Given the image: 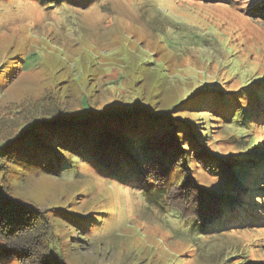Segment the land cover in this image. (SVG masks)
<instances>
[{"label": "rangeland", "instance_id": "1", "mask_svg": "<svg viewBox=\"0 0 264 264\" xmlns=\"http://www.w3.org/2000/svg\"><path fill=\"white\" fill-rule=\"evenodd\" d=\"M234 1L235 7L200 0H95L87 6L0 0V75L8 83L0 92V141L55 105L109 112L138 104L161 113L203 86L239 90L264 74V21L246 14L264 0ZM205 111L189 117L213 126H207L211 153L234 161L244 143L264 141L258 124L241 130L210 120ZM70 169L58 177L25 171L8 179L16 198L49 210L52 221L65 215L54 229L66 264H221L233 254L264 264L262 226L198 239L183 198L159 205L139 196L144 182L124 184L81 159ZM197 171L198 182L217 188L214 176L201 166ZM77 219L92 223L84 237L74 228ZM0 264L21 263L4 257Z\"/></svg>", "mask_w": 264, "mask_h": 264}, {"label": "trees", "instance_id": "2", "mask_svg": "<svg viewBox=\"0 0 264 264\" xmlns=\"http://www.w3.org/2000/svg\"><path fill=\"white\" fill-rule=\"evenodd\" d=\"M52 1L87 6L95 0ZM200 1L238 4L234 0ZM246 14L264 21V3ZM1 79L5 81L3 75ZM7 84L5 81L0 92ZM209 89L203 86L161 113L138 104L109 112L90 105L76 111L55 105L45 112L48 114L32 115L14 135L0 141V261L14 257L21 264H66L61 237L54 229L65 215L52 221L49 210L16 198L8 179L25 171L58 177L71 171L77 159L95 163L124 184L144 182L139 196L156 204L170 206L169 201L183 198L182 208L189 210L190 229L198 239L209 234L228 235L241 226L264 228V141L249 140L242 152L234 155L237 159L230 161L232 155L221 158L211 153L206 143L213 126L189 117L204 109L215 122L236 124L241 130L258 124L264 130V74L236 91ZM246 136L249 134L239 138ZM200 166L218 181L216 189L198 182ZM85 220L73 221L83 237L86 228L92 227ZM221 264L255 263L233 254Z\"/></svg>", "mask_w": 264, "mask_h": 264}]
</instances>
